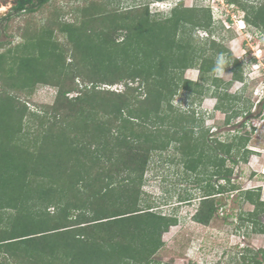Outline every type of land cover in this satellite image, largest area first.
Returning a JSON list of instances; mask_svg holds the SVG:
<instances>
[{
  "label": "trees",
  "instance_id": "1",
  "mask_svg": "<svg viewBox=\"0 0 264 264\" xmlns=\"http://www.w3.org/2000/svg\"><path fill=\"white\" fill-rule=\"evenodd\" d=\"M50 1L13 0L0 28V37L19 38L14 45L0 39V264H172L155 256L165 245L163 233L178 220L145 201V173L151 156L170 148L190 172L210 167L209 178L226 184L206 183L192 216L210 224L218 212L215 196L239 189L226 163L247 161L249 137L210 142L192 105L214 97L227 124L252 115L251 104L230 113L235 97L214 75L223 54V69L242 80L241 61L214 37L210 8L181 2L157 18L146 3L120 10L121 0H91L76 7L72 23L38 30L16 24L9 34L17 17ZM226 1L245 13L247 24L264 30V2ZM198 30L206 38L195 36ZM191 68L200 73L196 82L184 78ZM119 84L122 92L101 89ZM40 85L57 92L53 104L34 112L28 101ZM180 92L190 99L187 110L174 106ZM238 193L253 206L239 216L241 223L264 234L260 189ZM242 252L238 264H264V250Z\"/></svg>",
  "mask_w": 264,
  "mask_h": 264
},
{
  "label": "rangeland",
  "instance_id": "2",
  "mask_svg": "<svg viewBox=\"0 0 264 264\" xmlns=\"http://www.w3.org/2000/svg\"><path fill=\"white\" fill-rule=\"evenodd\" d=\"M89 1L91 0H51L42 10L17 17L16 23H11L9 34L15 33L16 24L29 25L30 29L38 30L49 25L54 28L57 22L72 23L78 17L76 7L79 10ZM244 1L250 6H259L264 2V0ZM178 2H181L183 7L210 8L214 37L223 39V44L231 52L232 57L241 61V67L236 71H241L242 80H235L234 72L227 69H223L222 76L216 71L214 75L222 81V91L225 90L235 97L233 104L230 105V113L233 110L246 111L245 108L251 104L252 115L247 114V118L237 116L227 124L226 114L215 109L216 99L211 96H206L200 103L196 101L197 103L192 107L204 120L203 128L208 130L210 142L216 138L226 141L228 136L246 134L249 137L246 148L250 152L245 163L239 162L235 165L226 163L228 168L233 169L231 183L239 189L215 196V201L219 205L218 212L207 226L192 220L203 195L201 188L209 181L216 186L225 185L226 182L217 181L215 177L209 178L210 167L205 171L200 167L196 172L184 169L178 157L174 158L172 148L162 155L151 156L149 170L144 176L143 197L150 207H154V212L175 214L178 220L176 225L163 233L162 240L165 245L158 251L155 259L172 264H238L241 254H244L242 252L244 248L253 252L264 250V234L251 231L252 227H246V223H241L239 219L241 214L251 212L253 206L244 202L238 193L239 190L259 188L261 200L264 201V103L263 106L260 105L264 99V30L247 24L245 13L235 4L228 5L226 0H121L119 9L125 10L146 3L152 16L165 18ZM168 3L174 4L170 10L166 7ZM12 5L13 0H0V18L4 17V20L0 19V28L7 23L4 15ZM194 35L202 39L206 38L207 33L198 30ZM14 36L5 37L2 34L0 39L14 45L19 40ZM65 39V36L58 33L60 43L65 44ZM6 48L8 46L2 51ZM71 60L69 56L66 62L70 64ZM229 62L231 63L232 60ZM199 76L197 68L188 69L184 74V78L193 82L198 81ZM75 83L80 87L82 85L78 78ZM228 83L230 85L225 89ZM207 85H210V82ZM103 88L115 92L124 90L123 84L112 87L101 85V89ZM213 90L214 88L211 87L209 93ZM56 92V88L52 86L36 87L35 94L28 101L29 108L38 112L42 106L53 104ZM76 95L73 92L69 97ZM189 102L190 99L184 92H180L175 98L174 106L187 110L190 108ZM243 121L245 125L241 127L240 123ZM141 198L142 195L140 200ZM138 206L143 208L145 203L140 202ZM50 210L52 212L53 208L50 207ZM259 221L264 224V214L259 216Z\"/></svg>",
  "mask_w": 264,
  "mask_h": 264
},
{
  "label": "clouds",
  "instance_id": "3",
  "mask_svg": "<svg viewBox=\"0 0 264 264\" xmlns=\"http://www.w3.org/2000/svg\"><path fill=\"white\" fill-rule=\"evenodd\" d=\"M220 1V0H219ZM219 3V2H218ZM220 4V3H219ZM228 4V3H227ZM229 5V4H228ZM220 6V5H219ZM166 7L170 10L172 7H174V4L172 3H168L166 5ZM259 55V53H258ZM227 61L225 59V56L223 54L219 55L217 57V61H216V64H217V67L215 68V71L218 73V75L222 76L224 74L223 72V68L224 66L226 65Z\"/></svg>",
  "mask_w": 264,
  "mask_h": 264
}]
</instances>
